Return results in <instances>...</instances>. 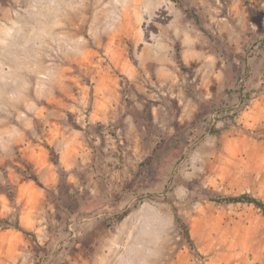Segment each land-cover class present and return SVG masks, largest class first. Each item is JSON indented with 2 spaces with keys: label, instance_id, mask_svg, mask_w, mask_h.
Instances as JSON below:
<instances>
[{
  "label": "rangeland",
  "instance_id": "1",
  "mask_svg": "<svg viewBox=\"0 0 264 264\" xmlns=\"http://www.w3.org/2000/svg\"><path fill=\"white\" fill-rule=\"evenodd\" d=\"M246 192L264 0H0V264H264Z\"/></svg>",
  "mask_w": 264,
  "mask_h": 264
},
{
  "label": "trees",
  "instance_id": "2",
  "mask_svg": "<svg viewBox=\"0 0 264 264\" xmlns=\"http://www.w3.org/2000/svg\"><path fill=\"white\" fill-rule=\"evenodd\" d=\"M174 1L178 2L180 0H174ZM190 13H192L194 17H198L197 14H195L193 11H190ZM213 200L220 201V202L223 201L226 203H237V202L252 203L256 207L260 208V210L264 214V200L256 196H253L247 192L242 193L240 195H229V196L228 195H218L217 198H213ZM128 211L129 210H126L125 212H123V214H121L120 217H124L128 213ZM175 220L177 222V225L180 228V232H181L183 239L185 240L187 245L190 247V249L194 250L195 242L191 236L189 225L187 224V222H185L181 218V216L178 213L175 214ZM6 223H8V225H11L16 229L22 230L19 222H15L14 224H12L6 221Z\"/></svg>",
  "mask_w": 264,
  "mask_h": 264
}]
</instances>
